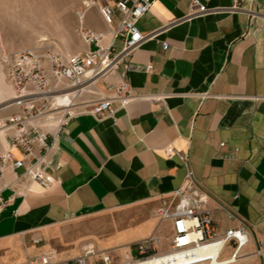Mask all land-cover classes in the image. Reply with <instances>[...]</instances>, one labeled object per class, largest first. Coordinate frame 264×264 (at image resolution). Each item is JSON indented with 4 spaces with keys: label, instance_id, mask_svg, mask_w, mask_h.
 <instances>
[{
    "label": "crops",
    "instance_id": "obj_1",
    "mask_svg": "<svg viewBox=\"0 0 264 264\" xmlns=\"http://www.w3.org/2000/svg\"><path fill=\"white\" fill-rule=\"evenodd\" d=\"M150 1L138 21L145 39L119 70L71 94L77 106L60 127L31 122L53 144L46 173L55 181L43 188L23 169L4 170L0 264L40 255L64 263L88 247L126 258L151 237L158 253L166 252L172 222L157 211L177 201L185 177L179 153L208 196L205 209L218 233L251 231L237 264H264V252L248 256L264 244V0H245L240 12L231 11L232 0H209L208 12L192 19L191 0ZM84 24L102 34L101 46L111 42L96 9ZM113 43L120 52L122 41ZM126 64L133 100L126 107L114 101L112 117L87 112L113 95L108 87L122 80ZM13 95L0 59V154L10 150L21 159L10 149L11 130L1 127L24 113Z\"/></svg>",
    "mask_w": 264,
    "mask_h": 264
},
{
    "label": "built area",
    "instance_id": "obj_2",
    "mask_svg": "<svg viewBox=\"0 0 264 264\" xmlns=\"http://www.w3.org/2000/svg\"><path fill=\"white\" fill-rule=\"evenodd\" d=\"M77 16L78 35L82 42L94 49L73 55H61L54 50H47L41 54L35 49H25L2 57L1 62L6 70V78L13 89V104L21 107L23 115L13 116L2 124V128L11 130L10 149L18 150L22 158L17 159L10 150L0 154V180L4 170L23 169L24 176L40 184L43 188L51 186L55 178L47 175L48 156L53 150V144L48 142V134L41 127L31 122L38 118L49 117L46 114L62 115L56 127L65 123L66 116L76 108L72 98L63 108L60 103L66 102V96L78 95L87 86H93L108 75L119 70L125 57L130 56L144 41L145 37L138 28V21L145 16L152 7L150 0H78ZM209 0H191L187 18L192 19L206 12L205 2ZM245 0H232L231 11H243ZM96 9L103 23L110 30L111 42L101 46L102 34L94 32L84 26L86 13ZM122 41V49L115 52L113 41ZM163 45V50L167 49ZM131 66L126 64L120 72L121 81L108 88L112 96L94 102L87 106L86 111L94 116L108 113L114 115L112 104L114 101L126 107L132 100L131 88L124 79ZM147 71L152 69L146 66ZM68 86H64V83ZM63 85V86H61ZM68 89V91H67ZM53 101L55 103L53 104ZM53 104V105H52ZM52 107H55L52 109ZM221 146L223 144H220ZM178 160L185 168L182 186L175 191L176 203L171 208L162 207L157 211L161 220L172 222V237L169 249L158 253V239L148 238L135 245L136 256L126 257L120 264H137L160 256L175 255L189 260L187 264H212L214 260L219 264H237L242 257L241 252L249 245L250 232L243 226L227 229L222 235L209 213L205 209L208 196L198 188L192 170L189 168L185 154H177ZM57 169V168H56ZM6 205L0 190V209ZM38 243L39 241H35ZM230 245V255L220 259L225 246ZM212 247L218 248L213 259L211 255H199L200 251H207ZM264 252V244L248 256L259 257ZM93 258L92 261H89ZM15 264H114L113 257L107 252H98L88 247L83 254L64 263H53L46 255L28 259Z\"/></svg>",
    "mask_w": 264,
    "mask_h": 264
},
{
    "label": "rangeland",
    "instance_id": "obj_3",
    "mask_svg": "<svg viewBox=\"0 0 264 264\" xmlns=\"http://www.w3.org/2000/svg\"><path fill=\"white\" fill-rule=\"evenodd\" d=\"M78 9V0H0V59L25 49H35L41 54L54 50L64 56L82 52L84 43L77 32ZM68 85L64 83V86ZM62 110L64 109L59 110V114L55 116L52 112L47 113L49 117L44 118L43 124L47 128H54ZM248 231L251 235V231ZM164 239L168 241L167 236ZM260 243L258 242L255 251L259 249ZM230 252V245L227 244L220 259H226ZM243 252L246 250L241 252V256ZM109 255L112 256L111 253ZM114 255V264H120L126 259L120 253ZM135 256L134 251L133 257ZM92 260L93 258L89 259Z\"/></svg>",
    "mask_w": 264,
    "mask_h": 264
},
{
    "label": "bare ground",
    "instance_id": "obj_4",
    "mask_svg": "<svg viewBox=\"0 0 264 264\" xmlns=\"http://www.w3.org/2000/svg\"><path fill=\"white\" fill-rule=\"evenodd\" d=\"M72 98V95L66 96V104L68 105V102ZM65 103H60L61 105H65ZM63 105V106H64ZM218 252V248L212 247L210 249H207V251H200L199 255H211V257L214 259L216 254ZM220 261L214 260L212 264H219ZM189 263V260L186 258H181L180 256L175 255H166V256H160L156 257L154 259L147 260L145 262H139L137 264H187Z\"/></svg>",
    "mask_w": 264,
    "mask_h": 264
}]
</instances>
